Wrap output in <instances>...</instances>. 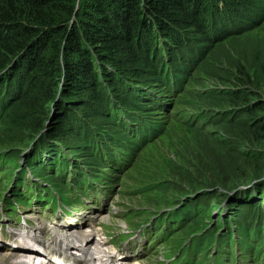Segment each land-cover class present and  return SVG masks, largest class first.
<instances>
[{
  "label": "rangeland",
  "instance_id": "374dc122",
  "mask_svg": "<svg viewBox=\"0 0 264 264\" xmlns=\"http://www.w3.org/2000/svg\"><path fill=\"white\" fill-rule=\"evenodd\" d=\"M79 1L76 0L75 7L78 10L80 9ZM216 1L217 8L214 9V13L209 19L204 20L207 27L206 30L203 28L204 32L200 33L198 29H194L198 22L201 23L202 14H204L203 12L197 14L196 10L194 11V25L192 24L191 27L173 26L172 29L179 31L182 36L185 35L182 38L180 34L179 38L182 40L179 45L183 46L179 50H173L171 56L174 61H177V66L186 71L184 85L177 91V94L172 96L167 110L162 113L159 110L150 112L155 118L154 122L158 132L139 145L128 165L121 172L113 175L115 188L109 197L103 198L99 195L96 198L95 209H89L90 213L86 214L93 217L95 212H98L99 217L96 223L99 222L101 227H109L107 236L110 235V237H106V240L113 239V244L121 246L125 237L135 232L141 225L147 228L143 229L146 239L153 240L151 234L145 233V230L153 231L150 221L157 219L160 214L164 215V209L172 208L179 201L184 204L181 208L197 212V216L190 223L166 239L154 238V246H151V251L143 255L140 260L141 264L143 262V264H161L162 260L182 248L185 242L186 246H189L192 237L200 232L204 224L210 233H214L218 229L217 225L223 224L221 222L230 216L235 219L249 216L253 222L264 218V0H244L250 3L255 11L247 9L248 14L242 20L236 18L239 16V9L234 12L232 5L222 0ZM253 1L261 2L253 4ZM220 4L223 6L220 7ZM186 7L190 12L193 9V6L188 3ZM186 15H190L189 11ZM248 18L251 22L247 23ZM153 29H150L152 34H154ZM142 35L148 36V33L145 31ZM153 37L155 42L158 41L159 50L166 47L169 49V46H161L164 42L163 37L162 39L157 35ZM215 37L223 38L216 40ZM143 39L145 40L141 42H147V38ZM168 40L176 45L173 39ZM186 48L192 49L191 51L188 49L189 56L184 52ZM19 57L12 60L9 69L6 65L9 61L7 62L4 57L1 65L5 66L0 68V76L5 73L6 69V73L19 72L18 65L13 67ZM120 57L123 61L119 65L123 64L125 68H133L134 72L129 73L136 74L143 70L131 61L126 63V53H120ZM138 60L143 62L145 54H139ZM166 70L168 69L163 68V72ZM13 77L15 78L16 75ZM62 78V76L58 77L56 87L54 84L50 85L52 97L58 105L54 107V103H50L45 107L43 104L45 109L47 108V115L42 113L45 116L43 125L47 128L48 124L51 126L53 131L50 136L48 133L47 135L56 139L47 141L55 147L49 148L61 150L63 147L62 153L71 159L73 153L83 154L81 145H79L82 129H90L89 125L102 128L104 124H107L102 119L106 107H112L113 115L118 120L123 122L124 120L119 110L112 105L116 97L110 95L107 84H103L104 89H100L103 100H106L104 107L97 108L88 95L81 97L76 94L72 98L83 99L86 103L78 102L71 105L75 102L67 100L69 97L63 91ZM114 82L117 83V85L114 84L116 92L120 90L129 93L136 92V88L131 86V80L116 79ZM30 90L27 88L25 91H19L11 82L4 81L0 84V105L10 100L8 104L12 105L13 109L23 108L30 97L29 95L26 97L27 102H22L21 99L26 93H30ZM141 94L142 97L146 96L143 90ZM9 105L6 109L4 108V117L0 121V152L9 149L6 153L7 162L3 167L4 171L0 173V179L3 181L0 184V195L12 194L9 187L12 188L15 184L12 185L13 171L10 169L13 167L15 157L33 151L26 146L30 144L28 141L34 140V136L27 132L19 133L18 129L8 123ZM65 109L69 111L68 116L64 114ZM86 112L87 115L84 114ZM21 113L24 117V112ZM38 115L39 112L35 118ZM63 121H66L65 124H62ZM97 122L102 123V127ZM127 126L130 131H144L147 127L143 122L141 125L135 123L132 127L129 124ZM102 132L104 131H96L94 138ZM36 134L40 136L43 132ZM137 136L140 141L141 133H137ZM9 138L13 140L11 145L6 144ZM24 147L26 149L22 152ZM21 157L19 160L23 159ZM39 157L44 158L45 156ZM83 159L78 158L77 164H81ZM9 175L11 178L8 180ZM29 177H31L29 173L24 176L25 186L31 184ZM19 189L20 187L16 184L13 191ZM19 208L25 210V214L22 215L20 211H16L15 215H20V217H15L16 220L19 219L16 225L8 223L14 232L19 233L18 229L25 227V222H31L29 229L25 230L28 235L35 232L41 234V232L37 233L40 223H46L49 230L63 234V226L69 221L68 218L49 211L40 204ZM85 220L88 219H82V221ZM2 223L6 222L0 220V225ZM81 225L76 230L85 228ZM86 226L90 227L87 224ZM162 227L158 229L154 227L155 230H159L160 236L164 229ZM101 232L103 233V229ZM220 233L224 234V231ZM98 237L102 238L101 235ZM84 241L83 238L81 243ZM0 252L7 253L4 250ZM17 256L20 257L22 254L13 256L11 258L13 262L18 259ZM27 258L32 260L29 256ZM244 259L247 260L244 264H251L250 257ZM223 261L228 262L229 259L225 258Z\"/></svg>",
  "mask_w": 264,
  "mask_h": 264
},
{
  "label": "trees",
  "instance_id": "16d2710c",
  "mask_svg": "<svg viewBox=\"0 0 264 264\" xmlns=\"http://www.w3.org/2000/svg\"><path fill=\"white\" fill-rule=\"evenodd\" d=\"M222 1L232 5L234 12L239 9V16L236 18L241 20L247 16V9L255 11L253 6L244 0ZM256 2L261 1H253V4ZM187 3L193 6L191 12L187 10ZM216 3V0L204 2L203 0H80L78 10V8L75 9L76 0H0V68L5 66L1 65L4 57L7 62L9 61V63L6 62L9 69L12 60L20 56L13 66L18 65L20 71L6 73V69L0 76V84L7 81L16 86L19 91L31 89L30 93H26L21 99L22 102L28 101L23 108L13 109V106L8 104L10 100L0 105V121L4 117V108L6 109L9 105L7 120L10 126L18 129L19 133L27 132L34 136L33 141L27 140L30 144L26 146L33 151H28L27 154L19 153L23 157L17 155L14 159L10 171H13L15 182L29 190L39 189L41 196L42 191L48 194L57 190L68 191L74 184L72 180L74 175L83 178L80 181L83 186L85 178L88 183H92L95 178L101 177L102 170H106L107 173L104 174L106 178L121 172L128 165L137 147L158 132L155 118L150 112L159 110L162 113L167 110L172 96L178 93L177 91L186 80V71L177 66V61L171 57L173 50H179L183 46L179 43L185 35L183 37L179 31L172 29L173 26L194 25L196 10L197 14L200 12L204 14H202L201 23L198 22L194 29H198L200 33L204 32L207 28L204 20L209 19L214 13V9L217 8ZM188 11L190 15H186ZM259 14L263 13L259 12ZM247 20L248 23L251 19ZM150 29H153L154 34ZM145 31L148 36L142 35ZM153 35L161 39L163 37L164 42L161 46H169V49L166 47L159 50L158 41L153 40ZM144 37L147 38V42L143 43L141 41L145 40ZM223 37H215V39ZM170 38L176 42V45L169 42ZM188 49L186 48L184 52L189 56ZM120 53H126V63L131 61L143 70L136 74L129 73L134 72L133 68L119 65L123 61ZM142 53L145 54L143 62L140 61L141 59L138 60L139 54ZM177 59L180 60L178 55ZM163 68L168 70L163 72ZM14 75H16L15 78ZM60 76L63 77L61 79L63 91L69 97L67 100L75 102L71 105L78 102L86 103L83 99L72 98L76 94L81 97L88 95L97 108L104 107L106 100H103L100 89H104L103 84H107L110 95L116 97L112 105L119 110L124 120V122L118 120L113 115V108L106 107L102 119L108 125L104 124L102 127V123L97 122L102 128L89 125L91 130L82 129L79 145L83 154L73 153L71 159L62 153L63 147L59 148L61 150L49 148L55 147L47 141L56 139L49 137L53 131L51 126L48 124L47 128L43 125L46 105L50 103H54V107L58 105L52 97L50 85L54 84L56 87ZM116 79L131 80V86L136 88V92L129 93L123 90L116 92L114 87L117 85L114 82ZM47 81L49 82L46 83ZM6 85L8 87V84ZM141 90L146 93L145 97H142ZM28 95L29 100L26 99ZM12 96L9 98H13ZM65 110L64 114L68 116L69 111L66 110V113ZM38 112L39 115L35 118ZM84 114L87 115V112ZM65 122L63 121L62 124ZM142 122L147 125L144 131L131 130V132L127 126L129 124L132 127L135 123L141 125ZM98 130L104 132L94 138V133ZM37 132H43V134L38 136ZM137 133H141L140 141ZM11 140L7 139L6 144L11 145L13 143ZM25 149L24 147L22 152ZM8 150L0 152V173L4 171ZM38 150L40 152H37ZM27 155L29 157H26ZM19 156L23 159L19 160ZM81 157L84 159L78 165V158ZM43 160H45L44 163ZM8 163L11 165L10 162ZM27 173L35 181L25 186L23 182ZM10 178V175L9 178L7 176L8 180ZM2 182L0 179V184ZM41 184L47 187L42 189ZM19 196H23L22 193H19ZM179 203L180 201L177 202ZM196 214L197 212H191L190 209H178L174 212L171 218L175 221L174 223L177 221L178 225L168 226L170 232L168 236L173 233V228L180 225L177 229H182L190 223L197 216ZM160 221H163V218H160L159 223L156 224H161ZM221 223L223 224L217 225L218 229L225 228L226 231L224 229L225 234L220 233L216 239L217 251H222L223 245H226L229 248L228 255L233 258L236 245L242 257L247 255V251H250L253 260L259 259L264 254V219L253 222L249 216L243 219L230 216ZM214 235L215 232L210 233L204 224L198 236L191 240L192 250L197 253L208 248L214 243Z\"/></svg>",
  "mask_w": 264,
  "mask_h": 264
},
{
  "label": "bare ground",
  "instance_id": "6f19581e",
  "mask_svg": "<svg viewBox=\"0 0 264 264\" xmlns=\"http://www.w3.org/2000/svg\"><path fill=\"white\" fill-rule=\"evenodd\" d=\"M80 221H82V219ZM81 224H87L90 226L89 220H85ZM73 228V226H68V230L64 235H52L51 237H48L45 223H40V227L37 233L41 232V234H36L35 232L31 236V240L39 243L43 249H41V246H35L29 240L13 237L11 238V242L14 244V246L3 245L0 247V251L4 250L5 252H7H0V264H53L49 256L55 255L58 250L70 249L71 244H74L76 247H73V250L75 251H71L70 255L79 256L80 260H92L94 258H100L101 256L105 255L106 251H104L103 247L107 245V241H105L101 237H98L100 236L98 232L94 233L92 230L87 231L85 228H82L80 230H76ZM95 236L98 237L96 241L94 240ZM83 238L85 239V241L84 243H81V240ZM99 239L102 240L99 241ZM21 254L22 256H17L18 259H16V261H12L13 259L11 258H13V256ZM28 256L29 258L31 257L32 260L28 259ZM117 264H133V262L126 261ZM137 264H141V261Z\"/></svg>",
  "mask_w": 264,
  "mask_h": 264
}]
</instances>
